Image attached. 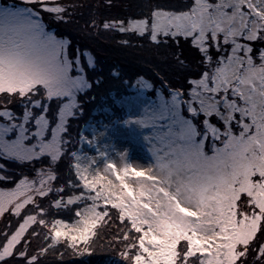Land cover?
Segmentation results:
<instances>
[{
    "label": "snow or ice",
    "instance_id": "snow-or-ice-1",
    "mask_svg": "<svg viewBox=\"0 0 264 264\" xmlns=\"http://www.w3.org/2000/svg\"><path fill=\"white\" fill-rule=\"evenodd\" d=\"M75 7L59 0L0 2V160L41 162L34 175L18 177L0 163V181L14 184L0 187V218L16 221L0 232V264H43L62 238L78 254H90L113 215L125 225L112 242L122 245L126 264H248L249 256L264 264V0H190L180 9L148 0L146 11L123 17L107 14L114 0L91 7L84 28L93 34L147 37L157 46L183 38L200 56L199 70L180 87L162 78L157 89L141 77L135 95L115 101L126 118L104 127L127 126L137 140L148 130L147 171L130 168L127 151L101 145L104 133L91 121L84 130L91 128L92 138L80 130L73 143L70 121L84 112L80 96L100 83L88 76L96 58L48 30L44 13L70 22ZM172 56L178 68L188 67L182 49ZM145 89L154 98L137 114ZM85 142L95 145L96 156L83 152ZM65 158L78 182L58 184ZM130 173L140 178L138 189L127 182ZM77 187L78 194L65 196ZM89 199L76 209L74 224L47 219L52 208Z\"/></svg>",
    "mask_w": 264,
    "mask_h": 264
},
{
    "label": "trees",
    "instance_id": "trees-1",
    "mask_svg": "<svg viewBox=\"0 0 264 264\" xmlns=\"http://www.w3.org/2000/svg\"><path fill=\"white\" fill-rule=\"evenodd\" d=\"M60 2L66 4L76 5L75 9L69 8L71 16L70 22L57 21L49 15V28H52L58 35L64 36L71 41L72 49L77 46L81 49L91 50L95 60V67L88 68V76L91 79L99 78L100 83L94 85L87 95L82 96L84 105V112L82 118L72 119L70 121L69 132L72 139L77 138L78 131L82 130L83 122L91 121L92 116L88 114L94 107L102 108L105 104L109 105L111 110L116 113V117H122V108L115 101L124 95L136 94L138 91V80L145 77L155 85L157 89L161 87V80L164 78L172 87H180L185 82V77L189 72L199 70L200 56L198 52L191 47L190 42L180 39L179 44L175 40L169 39L166 43H161L158 46L151 42L147 37L139 38L138 36H128L117 32H100L93 34L91 30L84 28L85 21L88 19L91 7L95 5L98 0H61ZM148 0H114V7L107 10V14L112 16H128L136 15L147 9L144 5ZM152 3H160L168 5L176 9L184 7L190 3V0H151ZM102 11H104L102 9ZM130 40L129 45L122 44V40ZM255 47H260L259 44ZM183 50L188 60V67L180 69L175 64L172 53L177 50ZM86 61V57H84ZM145 94L154 98L152 89H145ZM55 103H53V109ZM121 109V110H120ZM100 110V109H99ZM96 116V114H94ZM103 112H98V116L94 117L95 121L98 117L102 118ZM107 119V115L105 114ZM215 118V117H213ZM84 119V120H83ZM88 121V122H89ZM76 140H73L75 143ZM0 163L6 165L10 175L18 177V174L23 171L25 174L34 175L32 168H40L41 162L37 161L34 165H20L10 160H0ZM47 164V159L43 161ZM69 161L67 158L59 164L60 180L59 183H64L67 179H73L78 182V178L70 175L68 171ZM82 184V182H79ZM1 186L12 187L14 184L0 182ZM81 189L71 188L66 189L65 196L70 194H78ZM87 191V190H85ZM95 191H92V195ZM85 203H91V200L77 202L74 205L62 207L60 209L52 208L47 219H64L68 223H73L78 218L75 215L77 208H83ZM102 203V202H101ZM111 205L109 208L111 209ZM14 225L15 219L9 215L3 217L0 221V232L6 230L9 222ZM49 228L51 225L48 226ZM125 227L122 221L112 216L107 226L99 228V236L95 239L92 247L94 252L86 255H81L71 247L69 242H65L62 238L60 243L49 251L48 255L43 258V264H126L123 257L120 256L122 245L113 243V235L117 234L118 228ZM46 230H41V236L45 234ZM134 231V230H133ZM43 241H35L36 244ZM50 243V242H49ZM8 264H22L19 260H9ZM248 264H253L252 256L248 257ZM258 264V262H257Z\"/></svg>",
    "mask_w": 264,
    "mask_h": 264
},
{
    "label": "rangeland",
    "instance_id": "rangeland-1",
    "mask_svg": "<svg viewBox=\"0 0 264 264\" xmlns=\"http://www.w3.org/2000/svg\"><path fill=\"white\" fill-rule=\"evenodd\" d=\"M60 1L61 0H59V2ZM0 2L8 3L9 0H0ZM16 2H19V0H16ZM49 15L50 14L48 13H44V20H45L47 27L50 24L48 20V18H50ZM48 30L53 31L52 28H49V27H48ZM144 92L145 91H143L142 93V96L144 97V103L140 105L139 109L137 110V114H139L140 111H143V108L149 103L151 99H153L148 94H145ZM129 95H135V94H129ZM129 95H124V96H129ZM81 99H82V96H80V100ZM122 110H123L122 111L123 114L127 112L126 108H122ZM99 111L103 112L104 115L102 118L98 117L97 120L95 121L94 117L98 116ZM109 111L113 112L111 108L109 107V105L105 104L102 108L100 106L99 108L97 106H94L90 110V113L88 112V114L93 117L92 123L97 127L98 131L101 133H104V135L101 136L99 139L100 144L101 145L114 144L118 151H127L128 153L127 163L129 164L130 168H137V169L143 168L146 171L150 169L153 163V156L150 151L149 145L147 144L146 141L143 140V135H146L148 130H142V134L139 136V139L137 140V139H133L130 136L127 126L117 125L115 127L110 126L106 129L104 125L105 124L111 125L112 121L117 118L116 116L108 115ZM94 114H96V116ZM105 114L107 115V119L105 117ZM123 114L121 115L122 116L121 119L126 118V116H124ZM78 116H79V113H78ZM213 120H215V118H213ZM88 121L83 122V125L81 127L82 130H84V126L86 122ZM84 135H88L91 139L93 135L91 132V128L84 130ZM72 140H77V138L75 139L73 138ZM74 144H76V142ZM76 147L79 148L80 145L77 144ZM82 150L84 153H87L90 156H96V150H95L94 144H88L87 142H85ZM110 154L112 156L113 161L117 164L118 168L122 169L124 162L121 161L119 155L116 152H111ZM93 167L95 168L96 166L94 165ZM99 167L103 169L102 162L99 164ZM105 175H108V173H105ZM109 178L114 181V185L118 183V180L114 175L109 176ZM126 180L129 184H132L134 187L138 189L140 178L136 177L134 173H130L126 177ZM0 187H5V186L0 185ZM2 219L3 218H0V221Z\"/></svg>",
    "mask_w": 264,
    "mask_h": 264
}]
</instances>
